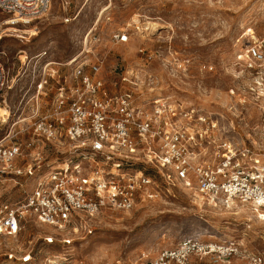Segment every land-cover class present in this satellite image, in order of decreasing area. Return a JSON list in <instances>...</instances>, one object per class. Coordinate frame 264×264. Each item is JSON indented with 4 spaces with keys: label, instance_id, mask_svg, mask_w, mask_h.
<instances>
[{
    "label": "rangeland",
    "instance_id": "rangeland-1",
    "mask_svg": "<svg viewBox=\"0 0 264 264\" xmlns=\"http://www.w3.org/2000/svg\"><path fill=\"white\" fill-rule=\"evenodd\" d=\"M7 19L0 13V51L20 80L7 95L14 116L0 125V139L15 122L23 126L33 100L50 102L54 80V88L38 96L45 62H37V56L44 51L70 81L65 63L73 56L102 60L109 92L119 79L117 68L142 67L155 76L156 93L217 119L229 139L240 145L259 139L261 113L248 96L241 69H246L247 42L264 32V0H52L50 13L30 25H6ZM122 31L129 32V42L115 41ZM55 145H47L54 165L67 154L66 146ZM161 189L159 197L130 212L104 210L91 227L78 231L30 221L17 236L0 238V264H23L20 257L28 252L33 259L27 264H45L50 256L67 257L70 264H134L177 248L184 239L238 248L193 254L191 264H264V219L252 205L212 206L183 185ZM1 193L0 200L23 195L17 187ZM11 250L16 258L9 260Z\"/></svg>",
    "mask_w": 264,
    "mask_h": 264
},
{
    "label": "built area",
    "instance_id": "built-area-1",
    "mask_svg": "<svg viewBox=\"0 0 264 264\" xmlns=\"http://www.w3.org/2000/svg\"><path fill=\"white\" fill-rule=\"evenodd\" d=\"M51 8L52 0H0V13L9 18L3 23L11 26L30 25ZM114 39L127 43L130 34L122 31ZM6 56L0 51V107L9 110L10 120L14 112L7 95L20 78L12 74ZM81 57L65 63L70 81L47 51L37 56V62H45L38 96H46L55 83L56 88L49 103L29 102L23 126L15 122L0 139V197L12 187L23 191L19 199L0 200V238L17 236L30 221L59 230L91 227L104 210L130 212L159 197L163 186L175 184L193 189L208 205L250 204L264 219V32L247 42L246 69H241L248 96L261 113L259 139L241 145L229 139L217 119L156 93V78L148 70L117 68L120 76L109 92L103 61ZM21 63L28 67L23 58ZM6 122L0 111V125ZM56 143L66 146L67 154L54 165L47 159V145ZM27 183L30 189L24 188ZM46 240L53 243L54 237ZM237 250L184 239L177 248L134 264H191L193 254ZM7 256L16 258L13 250ZM32 259L29 252L20 257L23 264ZM45 264L70 262L50 256Z\"/></svg>",
    "mask_w": 264,
    "mask_h": 264
},
{
    "label": "bare ground",
    "instance_id": "bare-ground-1",
    "mask_svg": "<svg viewBox=\"0 0 264 264\" xmlns=\"http://www.w3.org/2000/svg\"><path fill=\"white\" fill-rule=\"evenodd\" d=\"M13 29H14V27H13ZM0 111H1V116L4 120V122H6L8 120V116L10 115L9 110L5 107H0Z\"/></svg>",
    "mask_w": 264,
    "mask_h": 264
}]
</instances>
